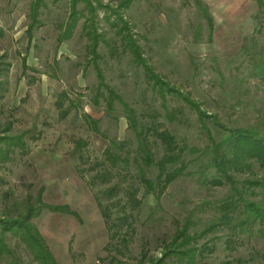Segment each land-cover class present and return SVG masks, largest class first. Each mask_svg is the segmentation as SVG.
I'll list each match as a JSON object with an SVG mask.
<instances>
[{
    "label": "rangeland",
    "instance_id": "rangeland-1",
    "mask_svg": "<svg viewBox=\"0 0 264 264\" xmlns=\"http://www.w3.org/2000/svg\"><path fill=\"white\" fill-rule=\"evenodd\" d=\"M88 1L96 12V34L104 41L95 59L83 31V3L73 18L70 0H0V220L19 219L28 205L37 209L31 224L56 264H137L145 252L147 259L160 257L162 243L185 219L192 231H202L232 192L228 184L213 186L200 178L208 141L195 110L175 97L162 101L129 54L110 51L118 45L117 16L153 72L171 88L222 125L258 128L261 134L264 85L257 70L264 65V31L255 0H131L127 8L121 7L126 0ZM97 71L119 98L112 111L97 96L106 95L104 88L97 92ZM124 106L140 125L159 115L178 140L198 150L186 152V174L160 196L147 194L139 180L132 161L137 139ZM165 108L178 111L174 122L162 117ZM112 143L122 144L112 151L127 155L129 162L118 163L108 179L95 180L104 162L109 166L105 151ZM153 153L161 157L159 145ZM142 168L155 182L157 167ZM234 178L261 181L263 187L248 198L262 199L264 169L255 165L253 174ZM112 187L117 192L107 195ZM40 193L42 204L68 206L78 217L39 208ZM97 201L110 208L108 225L116 227L108 229ZM123 216L127 223L119 222ZM258 230L253 225L234 235L219 230L214 240H201L214 247L203 264H264ZM4 243L20 263L37 264L18 238L6 233Z\"/></svg>",
    "mask_w": 264,
    "mask_h": 264
},
{
    "label": "trees",
    "instance_id": "trees-1",
    "mask_svg": "<svg viewBox=\"0 0 264 264\" xmlns=\"http://www.w3.org/2000/svg\"><path fill=\"white\" fill-rule=\"evenodd\" d=\"M131 0H126L121 7L127 8ZM259 10L257 21L259 29L264 31V0H255ZM72 17L77 13V6L83 3L86 7L87 17H85L83 31L91 45L90 55L93 59L97 58V50L102 41L96 34V15L92 3L88 0H70ZM38 4L34 5V14ZM209 25L212 26V20L206 15ZM117 21L121 24L114 25L116 35L119 36L118 45L110 48V51L127 53L131 56L132 62L141 67L149 83L152 85L154 92L165 102L166 96L175 97L185 102V104L197 114V120L200 128L208 141V146L204 154L208 157V163L201 171L200 178L205 183L213 186H223L228 184L232 194L226 199L220 201L216 207L217 216L210 221L202 231L191 230V220L185 219L183 223L177 225L172 239L162 243V253L160 257L147 259V253H142L137 264H203L206 254L214 251L212 244L207 241L215 239L214 235L219 230H229L234 235L236 231H243L248 225L257 226L259 234L264 237V195L261 200L255 201L248 198L254 195V189L263 187L261 181L256 179H245L242 182L235 180V174H253V168L257 165L260 169H264V134L258 128H229L222 125L216 116L207 115L200 109L197 103L190 98L185 97L175 89L171 88L160 76L155 74L147 61L143 58L141 48L132 39L128 33V27L121 16H117ZM76 25V20L72 21L71 28ZM104 41H102L103 43ZM107 46V43H104ZM257 76L264 85V65L257 70ZM97 79L100 89L106 90V95L98 93L97 96L105 102L109 111L113 110L114 101L119 98L104 85L103 76L97 71ZM96 96V97H97ZM125 117L129 122V126L133 129L137 139V148L132 161L137 165L139 170V180L144 186L147 194L157 193V196L163 194L166 188L184 176L188 170L189 163L185 160L187 151L197 152L196 149H189L183 140H178L166 127L164 122H159L155 115L152 121L147 125H140L137 121L135 113L128 107L124 106ZM177 110L171 111L164 109L162 116L165 121L172 123L177 117ZM93 130H97L95 122L91 121ZM264 127V121L263 125ZM4 139H0V142ZM159 145L162 155L156 159L153 153V146ZM122 144H111V148L105 151V160L109 162L106 167L98 171L94 177L95 180H106L111 176V172L117 168L118 163L128 164V156L121 157L115 154L113 150H120ZM143 167H157L158 174L156 181L146 179ZM213 170L211 175L206 171ZM207 174H206V173ZM157 188V189H156ZM117 192L115 187L107 190V195H113ZM37 203L39 208H46L50 212L62 213L78 217L77 213L70 210L68 206H47L41 202V193L38 196ZM102 217L110 230L116 225H108L110 221V208L103 207L97 201ZM37 209L28 205L25 212L21 214L19 219L8 221L0 220V264H22L14 256L10 248L4 243V235L10 233L13 237L18 238L32 255L37 264H56L53 256L48 250L43 238L39 234L37 228L31 224L32 219L37 216ZM120 223H127L128 217L123 216L118 219ZM117 236V233L113 237ZM211 236V237H209ZM209 237V238H208ZM208 238L203 244L199 242ZM228 243H231L229 241Z\"/></svg>",
    "mask_w": 264,
    "mask_h": 264
}]
</instances>
